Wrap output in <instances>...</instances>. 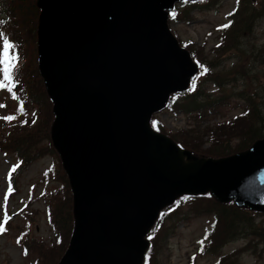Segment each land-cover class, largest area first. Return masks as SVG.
Instances as JSON below:
<instances>
[{
	"label": "water",
	"instance_id": "1",
	"mask_svg": "<svg viewBox=\"0 0 264 264\" xmlns=\"http://www.w3.org/2000/svg\"><path fill=\"white\" fill-rule=\"evenodd\" d=\"M179 0H37V67L72 193L56 264H142L159 211L184 194L264 212V137L197 157L150 118L198 70L168 25Z\"/></svg>",
	"mask_w": 264,
	"mask_h": 264
},
{
	"label": "rangeland",
	"instance_id": "2",
	"mask_svg": "<svg viewBox=\"0 0 264 264\" xmlns=\"http://www.w3.org/2000/svg\"><path fill=\"white\" fill-rule=\"evenodd\" d=\"M209 1L202 3V6L195 4L187 13L186 21L168 20V25L179 41L188 43L186 47L188 51L193 49L198 52L199 58L211 65V75L216 74L224 78L221 89L212 81L205 79L204 74L197 78V81H202V87L212 93L213 98L210 100L216 99L217 104L213 112L207 113L201 120H196L195 113L185 114L180 109L174 111L169 107L153 114L164 126L162 133L168 136L181 137L179 132L191 130V128L200 131V135L191 134V136H198V139L193 142L200 141L197 142L200 146L196 148L200 150L196 152L194 150V154L199 156H206L214 146L212 137L206 133L208 127L239 117L249 109L251 112V109L253 111L255 108L259 117L248 123L246 120L243 121L236 135L223 136L222 140L233 150L231 154H235L248 148L246 146L249 142L247 131L250 127L251 132L258 127V132L264 134V64L262 63L264 59V0L249 1L250 3L241 0L239 10L234 17L237 20V17L246 13L245 24H256L240 30L238 45L235 48L232 47L235 43L231 47L227 42L219 46L221 34L219 28L223 22L227 21L236 0ZM182 3V1L176 3L180 13L187 9ZM251 16L255 18L253 22ZM24 36L27 37V41L32 40L31 37L28 38L32 36L31 33L27 32ZM28 47H32V41L29 42ZM26 48L25 44V50ZM27 55L26 52L23 60L28 57ZM33 65V61L28 60L25 72L27 71V77L30 79L32 91L30 93L34 96L35 104L40 110L38 121L32 117V122L35 121L33 126H26L25 129L17 131L15 135H12V142L9 138L7 140V133L0 128V223L2 215L7 216V220L3 217L6 228L0 234V264H33L36 255L42 257L40 264H53L57 259L55 252L50 250L58 234L48 222V203L53 207L54 219H58L64 228L69 227L66 215L69 212L68 194L70 195L71 191L59 155L52 145L50 147L52 102L45 89L43 91V85L40 84L36 74L33 73ZM2 93L3 91L0 92V115L4 119L8 113L12 114L13 103L8 97L4 99ZM40 124L42 127H39ZM183 137L191 141L190 136ZM18 150L23 153H18ZM17 154L25 157V165L19 170H16L19 166ZM13 168L17 172L12 171ZM52 169L58 175L55 178H45L46 171L50 173ZM53 187L59 188L54 196L49 195L50 188ZM10 189L12 192L8 194ZM210 202L211 199H201V203L193 207L195 203L190 205L189 199L178 201L180 208L177 212L180 216H177L173 223L174 229L170 226L172 223L169 222V218L163 224L159 236L162 237L166 228L173 233L163 241L161 251H159L158 237V248L153 256L152 264H188L191 258L195 264H264V244L261 242L264 240V214L250 210L254 221L253 225L248 227L247 233L233 238H223V235L217 232L214 235V242L209 247L215 245V252L207 251V247L205 252H201L202 245L199 240L212 221V213L207 214L209 211H206L207 206L212 204ZM20 208L31 210L27 216L29 221L23 217L24 210L19 212ZM248 232L251 235H248ZM253 233H256V237L252 235ZM18 234L22 237L21 242H17ZM25 238H28L30 245L32 244L31 252L27 255H24L23 250Z\"/></svg>",
	"mask_w": 264,
	"mask_h": 264
},
{
	"label": "trees",
	"instance_id": "3",
	"mask_svg": "<svg viewBox=\"0 0 264 264\" xmlns=\"http://www.w3.org/2000/svg\"><path fill=\"white\" fill-rule=\"evenodd\" d=\"M37 0H0V84L3 86H0V92L3 91L2 97L5 99V97H8L10 100H12V106L11 113H8L4 116V119L0 115V128L7 133V140L12 139V135H15L17 131H21L25 129L26 126H33L32 117H34V120L39 119L40 117V110L38 106H36L35 98L33 95H31L30 91V79L27 77V71L25 72V68L28 65V60L33 61V73L36 74V77L38 78L41 85H43V80L39 74L38 67H37V49H36V28L38 23V16H39V8L36 5ZM248 3L251 2V0H246ZM250 1V2H249ZM257 1V0H255ZM26 2V3H25ZM183 7L187 8L184 12H179V9L177 6H175L170 12L168 16V20H187L188 16L187 13H189V10L192 9V7L195 6V4L203 5L202 3H208L209 0H195V1H188L183 0ZM241 4V0H236V4L234 8L230 11L231 15H228L227 22L224 25H228V27H222L223 25H220L219 28L220 35V45L224 42L230 43L228 44L229 47L233 43H235L232 47H236L238 45V33L241 29L249 28L251 25H254L256 23L252 24H245L247 18V14H241L240 17L236 18L234 15L239 10ZM26 10V11H24ZM28 10V11H27ZM239 18V20H238ZM249 18V16H248ZM252 22L254 21V17H252ZM235 22V23H234ZM238 23L235 27L234 25ZM234 27V28H233ZM27 32L31 33L32 36H28L32 38V47H28V44L30 41H27V37L24 36ZM25 37V39H24ZM7 41L11 47L8 49V55L16 56V60L10 61L12 67L8 69V75L10 79L5 78V63H4V42ZM181 43V41H180ZM25 44L27 45V48L25 50ZM182 44V43H181ZM190 45V44H189ZM218 46V47H219ZM188 47V46H186ZM29 48V50H28ZM192 58L198 62L199 64V70L195 74V76L191 79L190 84L188 88L184 91H179L176 93H173L169 96V100L166 107L171 108V110H181L185 114H191L195 113L196 120L205 117L207 113L213 112L214 106L217 104L215 102L216 99L210 100V98H213L212 93L210 91H206V88L202 87L201 82L197 81V78L199 75L204 74L205 79H208L214 83L215 86H217L219 89L223 87V79L220 78L219 75L212 74V67L209 63L204 62L203 59L199 58L198 52L194 51L193 49L189 50ZM28 53V57L23 60V55ZM206 63V64H205ZM262 63L264 64V59H262ZM207 69V71H205ZM239 72V71H238ZM234 73V72H230ZM240 73V72H239ZM243 76V75H242ZM228 76H226L227 78ZM43 91H44V85H43ZM32 92V91H31ZM227 97V96H225ZM178 98V99H177ZM181 99V100H180ZM50 100V99H49ZM51 101V100H50ZM219 103V101H218ZM32 105V107H31ZM21 106L23 107V111H21ZM32 111V112H31ZM12 116L14 119H5V117ZM53 116V114H52ZM258 113L255 111V108H253V111L250 109L245 112L241 116H237L235 118H232L228 121L222 122L216 126H211L206 129V133H209V136L212 137V145L210 153H208L206 156H199L194 154L196 151L200 149L198 148L200 145L197 144L196 141L198 139V136H194L191 134L198 133L196 128H191V130H183L179 133H181V137H178L177 135H169L172 137V139L181 147L184 149H188L192 154H194L197 157H222L230 155L233 150L224 143L222 140V137L224 136H233L236 135L242 125L243 121H255L258 118ZM44 118V117H43ZM54 118V116H53ZM53 120V119H52ZM36 121V122H37ZM246 123V124H247ZM150 125L151 127L159 132L163 129V124L160 122L156 116H152L150 119ZM39 127H42V124L39 125ZM184 133V134H183ZM247 134L249 135V142L246 143V146L249 147L255 140L258 138H261L264 134L258 132V127H255L254 131L251 132V127L248 129ZM200 135V134H199ZM183 136H190L191 141L188 138H184ZM9 138V139H8ZM12 142V141H11ZM52 143H50L51 147ZM53 147V145H52ZM245 147V148H247ZM244 148V149H245ZM193 150V151H192ZM195 150V152H194ZM18 153H23L21 150L17 151ZM17 160L19 161V168L16 170H19L21 166L25 165V157L20 156L17 154ZM15 170V171H16ZM17 172V171H16ZM15 173V172H14ZM58 174L54 173L52 176H49L51 178H55ZM66 187V186H63ZM49 195H53L58 191L59 188H50ZM47 192V191H46ZM71 193L68 194V205H69V212L67 213L66 217L69 222V227L64 228L61 224V222L57 219H54L53 217V207L50 203L47 204V218L48 222L52 225V227L57 231V240L53 247H51L53 250V253L55 252V255L57 256V259L54 260L53 264H56L62 254L64 253L69 238L71 236L72 228H73V217L71 212ZM183 199H189L191 201V204H194L193 207L198 206L201 203V199H211L212 203L210 206H207L206 211H209L207 214L212 213V221L211 225L208 229L205 230L201 237V252H205V247H207V251L209 252H215V245L211 246V248L214 247V249L209 248L211 243L214 242V235L218 232L219 234L223 235V238L227 237H236L239 235H242L244 233H247L248 227L253 225V217H251V213L249 209L245 206H236L233 202L228 203H221L216 201L209 193L200 194V195H182L180 198H178L172 205L164 207L160 214L155 221L154 225L149 228L147 231L145 237L149 240V245L146 248L144 252L143 257V264H152L153 256L155 255L158 245V237H159V251L162 249V243L167 239V237L170 236V234L173 233L169 232V228H166L164 230V234L162 237L159 236V233L161 235L160 230L163 227V224L169 219V222L172 223L170 226L172 229H174V221L180 216L178 215V208H180V205L178 201ZM200 200V202H198ZM177 203V204H176ZM176 204V205H175ZM172 208V209H171ZM171 209V210H169ZM174 212L175 215H172ZM261 215V214H260ZM178 216V217H177ZM264 232V231H263ZM225 235V236H224ZM248 235H251L250 232H248ZM254 237H256V233H253ZM28 238L24 239V247L26 249V255L28 252H31L32 244L30 245V241L27 240ZM261 242L264 244V240H261ZM215 244V243H214ZM158 251V252H159ZM188 264H195L193 262V258ZM42 262V257L39 255H36L34 258L33 264H40Z\"/></svg>",
	"mask_w": 264,
	"mask_h": 264
},
{
	"label": "snow or ice",
	"instance_id": "4",
	"mask_svg": "<svg viewBox=\"0 0 264 264\" xmlns=\"http://www.w3.org/2000/svg\"><path fill=\"white\" fill-rule=\"evenodd\" d=\"M230 15H231V13H230ZM222 27H228V25H223ZM10 47H11V45H9L7 41H5V42H4V57H5V59H4V63H5V65H6V67H5L4 71H5V78H6V79H10V77H9V75H8V69H9L10 67H12L10 61H12V60H16V59H17L16 56H11V57H10V56L8 55V49H9ZM205 71H207V69H205ZM0 86H3V85L0 84ZM20 110L23 111V107H22V106H21V109H20ZM5 119H9V120H11V119H14V117L9 116V117H5ZM33 122H35V121H33ZM12 171H15V168H13ZM2 231H4V228H3L2 226H0V232H2Z\"/></svg>",
	"mask_w": 264,
	"mask_h": 264
}]
</instances>
